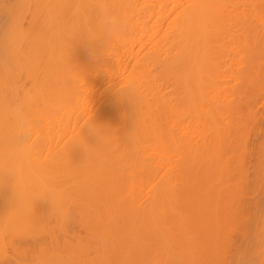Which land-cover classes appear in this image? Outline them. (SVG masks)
<instances>
[{
    "label": "bare ground",
    "instance_id": "bare-ground-1",
    "mask_svg": "<svg viewBox=\"0 0 264 264\" xmlns=\"http://www.w3.org/2000/svg\"><path fill=\"white\" fill-rule=\"evenodd\" d=\"M262 99L264 0H0V264H264Z\"/></svg>",
    "mask_w": 264,
    "mask_h": 264
},
{
    "label": "clouds",
    "instance_id": "clouds-1",
    "mask_svg": "<svg viewBox=\"0 0 264 264\" xmlns=\"http://www.w3.org/2000/svg\"><path fill=\"white\" fill-rule=\"evenodd\" d=\"M100 38H94L92 35L85 33L79 40L87 42L90 45H95L97 42H103L109 36V30L106 26H101L99 29ZM102 55V49L100 50ZM122 94V93H121ZM122 96H124L122 94ZM17 114L20 113L19 106H16ZM22 121L17 120V126L10 129L7 136L0 141V181H3L5 177L11 175L14 178L12 185L15 198L17 196V190L19 187L20 178L25 172V165L31 158V149L28 146V141L24 139V132L20 129L19 125ZM85 127L88 128L89 132L94 135L99 143H103L106 136V129L94 121H90ZM82 146L84 151L88 155V150L94 146L89 145L85 139ZM97 146V145H96ZM44 199H47L51 203V212L53 208L58 211L60 209V194L57 188L54 186H44ZM69 215V214H68ZM70 217V215H69Z\"/></svg>",
    "mask_w": 264,
    "mask_h": 264
},
{
    "label": "rangeland",
    "instance_id": "rangeland-1",
    "mask_svg": "<svg viewBox=\"0 0 264 264\" xmlns=\"http://www.w3.org/2000/svg\"><path fill=\"white\" fill-rule=\"evenodd\" d=\"M262 101H263V103H264V99H262ZM262 101H260V104H259V107H261V111H262V108H263L262 106H264V105L261 103ZM261 105H262V106H261ZM259 107H258V108H259ZM259 110H260V108H259ZM259 110H258V111H259ZM261 111H260V112H261ZM260 117H261V116H260ZM262 118H263V117H261V120H262ZM263 121H264V120H263ZM263 121H262L261 124H259L261 121H259V123H257V124L259 125V127L264 125V122H263ZM259 127H258V129H257V132H258V133H256V135L253 134L254 137H253V135H251V136H252V137L250 138L251 140H252V138H253V140L255 139L254 141H257V142H258V139H259V141H260L261 138H262L261 141L263 140V135H262V137H261V134L259 133ZM256 128H257V127H256ZM262 129H263V131H261V132H262V134H263V133H264V127H262L261 130H262ZM255 131H256V130H255ZM254 133H255V132H254ZM255 136H256V137H255ZM251 142H252V141H250V143H251ZM252 144H255V142H252ZM253 146H254V145H253ZM251 151H253V150H251ZM253 152H254V151H253ZM253 152L251 153V156H252ZM251 156H250V157H251ZM250 157H249V158H250ZM252 157H253V156H252ZM252 159L254 160V158H250V159H248V161H247L248 163H246V165H248V166H246V167H247V169H250V170H249L250 172L252 171V166H253V163H254V162H252ZM250 164H251V165H250ZM250 172H248V174H249L248 176H249V177H251V174H252V173H250ZM263 175H264V174H263ZM262 178L264 179L263 176H262ZM263 179H262V180H263ZM262 183H264V181H262ZM263 186H264V185H261V186L259 187V189H258V190H259V193L257 192V194L254 193V195H252V196L248 195L249 198L247 197L248 200L250 199V197H251V198L254 197V198H252L253 200L250 199V201H248V200H247V201H248V202H251V201H252V202L249 203V204H251L252 206H255L256 209H257V210H255L256 213L258 212V215L260 214V216H257V214H256V215L254 214L255 216H254L253 218H256V216H257V217H261V216H262L261 213L263 212V211H262V210H263L262 208H263L264 203H262V201H261V202H260V205H256L258 202H255V201L263 200V198H262V191H263V189H264V188L262 189ZM260 188H261V189H260ZM258 190H257V191H258ZM260 190H261V191H260ZM255 194H256L257 196H256ZM246 196H247V195H246ZM260 198H262V199H260ZM254 199H255V200H254ZM257 199H259V200H257ZM253 201H254V202H253ZM255 203H256V204H255ZM253 204H255V205H253ZM261 205H262V206H261ZM260 206H261L262 208H261ZM257 207H258V208H257ZM259 208H261V209H259ZM248 211H249V210H248ZM250 213L253 214L252 211H250ZM250 213H249V214H250ZM250 216H251V215H250ZM249 226H250V225H249ZM246 228H247V229H246L247 231H246L245 234H247L246 236L248 237V236H250V235H248V234H250L251 232H249V229H250V228L248 229V226H247ZM247 232H248V233H247ZM245 234H244V236H245ZM251 236H252V234H251ZM247 237H246V238H247ZM252 237H253V236H252ZM252 237H250V238H252ZM248 238H249V237H248ZM250 238H249V239H250ZM7 252H10V250H8Z\"/></svg>",
    "mask_w": 264,
    "mask_h": 264
}]
</instances>
